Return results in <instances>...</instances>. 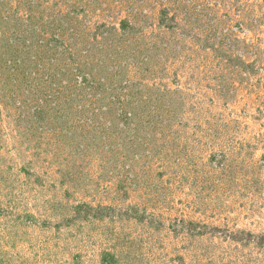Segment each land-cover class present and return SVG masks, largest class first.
<instances>
[{"label":"rangeland","instance_id":"rangeland-1","mask_svg":"<svg viewBox=\"0 0 264 264\" xmlns=\"http://www.w3.org/2000/svg\"><path fill=\"white\" fill-rule=\"evenodd\" d=\"M0 264H264V0H0Z\"/></svg>","mask_w":264,"mask_h":264}]
</instances>
